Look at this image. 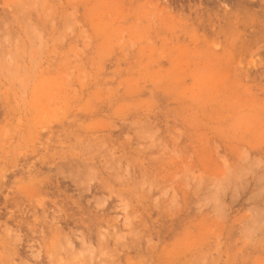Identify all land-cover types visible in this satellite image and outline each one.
<instances>
[{"label":"rangeland","instance_id":"obj_1","mask_svg":"<svg viewBox=\"0 0 264 264\" xmlns=\"http://www.w3.org/2000/svg\"><path fill=\"white\" fill-rule=\"evenodd\" d=\"M0 264H264V0H0Z\"/></svg>","mask_w":264,"mask_h":264}]
</instances>
